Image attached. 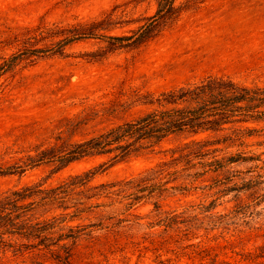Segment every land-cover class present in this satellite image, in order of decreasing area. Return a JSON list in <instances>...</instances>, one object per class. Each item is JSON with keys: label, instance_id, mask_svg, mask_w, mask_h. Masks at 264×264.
Returning <instances> with one entry per match:
<instances>
[{"label": "rangeland", "instance_id": "obj_1", "mask_svg": "<svg viewBox=\"0 0 264 264\" xmlns=\"http://www.w3.org/2000/svg\"><path fill=\"white\" fill-rule=\"evenodd\" d=\"M176 5L181 15L156 38L119 47L103 37L131 35L156 13L158 0H0V65L26 49L54 47L61 38L41 36L49 29L106 20L95 29L96 38L69 45L64 55L22 59L0 74V168L21 164L38 147L81 141L136 118L150 109L143 104L146 99L209 75L264 85V0H176ZM78 116L88 122L72 136L66 125ZM188 141L171 137L155 152L99 174L94 184L150 178L151 169L172 160L174 150ZM216 147L224 149H210ZM248 150L262 151L256 146ZM108 160L84 159L59 173L46 164L23 175L0 176V195L34 183L55 186ZM226 177L211 172L188 192L169 190L130 210L121 197L102 198L99 203L105 206L74 222H103L105 228L79 242L73 263L264 264V184L232 191L241 180ZM191 181L181 178L168 187ZM169 218L175 219L171 227L163 222ZM36 261L9 255L0 264Z\"/></svg>", "mask_w": 264, "mask_h": 264}, {"label": "trees", "instance_id": "obj_2", "mask_svg": "<svg viewBox=\"0 0 264 264\" xmlns=\"http://www.w3.org/2000/svg\"><path fill=\"white\" fill-rule=\"evenodd\" d=\"M181 13L176 0H158L156 13L131 35L103 38L119 47L141 46L156 38L162 28ZM105 21L41 33L43 37L47 35L45 38L61 39L52 48H31L12 55L0 65V74L11 71L22 59L64 55L69 45L96 38L95 29ZM143 104L150 109L136 118L81 141L38 147L35 155L28 154L21 164L0 168V176L23 175L52 164L53 173H59L84 159L109 158L98 167L70 175L55 186L34 183L1 194L0 261L11 255L33 256L37 258L35 264L46 261L74 264L79 242L105 228L103 222L89 225H74V222L84 220L94 209L105 206L99 203L102 198L121 197L130 210L145 200L161 198L169 190L188 192L196 181L211 172L227 175L225 180L229 182L241 180L234 183L232 191L242 192L264 184L261 173L264 171V85H246L228 76L209 75L199 82L164 91ZM87 122V118L78 116L68 122L66 131L74 136ZM175 136H184L189 141L174 150L172 160L151 169L150 178L94 184L99 174L137 155L153 153ZM218 145H224V149H210ZM253 146L262 151L257 154L248 150ZM231 148L238 150L218 158L217 153ZM242 165L248 166L245 171L235 168ZM177 166L180 168L171 170ZM181 178L192 181L168 187ZM155 179L159 181L152 182ZM93 200L96 202L92 203ZM155 205L157 209L160 207L158 201ZM163 222L171 227L175 219Z\"/></svg>", "mask_w": 264, "mask_h": 264}]
</instances>
